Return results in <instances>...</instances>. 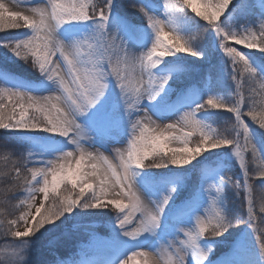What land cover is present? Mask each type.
I'll return each instance as SVG.
<instances>
[{"label":"snow or ice","instance_id":"1","mask_svg":"<svg viewBox=\"0 0 264 264\" xmlns=\"http://www.w3.org/2000/svg\"><path fill=\"white\" fill-rule=\"evenodd\" d=\"M198 3L199 7L193 0H163L161 18L153 0H127L124 7L138 11L145 22L134 20L128 11L115 15L116 8H121L117 0H103L102 4L95 0H33L25 8L28 14L12 12L0 3V32L18 30L11 39L0 41V48L19 60L31 59L51 85L47 94L25 91L0 70V129L17 134L51 133L65 142L50 145L54 157L39 162L35 161L39 154L31 149L26 157H3L0 205L18 200L12 207L19 209V215L0 212V237L11 238L0 247V264H27L33 237L46 225L56 224L77 209L86 212L109 207L116 212L115 227L120 235L136 245L118 257L117 264H141L138 257L142 264H217L212 258L216 242L240 224L251 229L255 247L250 251L245 238L236 256L247 259H233L229 264H264V203L257 215L250 183L259 180L258 187L264 191V65H255L251 54L229 43L264 56V19L240 23L229 12L232 0ZM245 3L240 0L238 7ZM189 8L205 23L189 16ZM66 25H88L89 31L80 38H61L60 30ZM197 37L202 42L194 44ZM217 45L227 58L222 76L233 82L236 98L229 102L205 81L182 90V103L170 106L169 96L175 91L170 82L197 70L184 61L188 56L204 60ZM135 49L145 51L137 55ZM218 84L222 86V80ZM201 88L208 92L206 102L205 97L201 99ZM224 112L233 115V123H228ZM203 114L210 118H202ZM169 115L174 122L157 123L173 120ZM121 134L127 138V148L116 149L119 163L114 165L104 154L107 150L101 151L95 141L110 139L121 144ZM217 149L228 151H213ZM205 152L230 156L237 162L243 186L239 179L233 182L227 170L202 167L200 189L208 198L202 214L200 189L183 206L171 208L176 187L170 186L157 200L138 183L137 178L147 169H184L199 162ZM249 153L256 164L252 175L246 158ZM147 160L152 162L146 164ZM228 182L234 183L235 195L244 191L247 219L233 217L229 211ZM38 194H43V200L35 207ZM188 220L191 226L185 224ZM79 227L78 222L72 225L73 230ZM161 232L174 235L161 241ZM152 237L157 238L156 246L145 243ZM201 241L208 242L207 246H201ZM56 264L73 262L58 258Z\"/></svg>","mask_w":264,"mask_h":264},{"label":"trees","instance_id":"2","mask_svg":"<svg viewBox=\"0 0 264 264\" xmlns=\"http://www.w3.org/2000/svg\"><path fill=\"white\" fill-rule=\"evenodd\" d=\"M96 3L102 4L103 0H95ZM127 0H117V3L121 5V8H116L118 13L122 11H128L132 14V18L138 22H145L143 20L142 14L138 11L133 12L131 9H126L124 5ZM188 15L197 19L194 15L187 9ZM201 24L205 22L199 20ZM18 30L9 29L4 32H0V41L9 40ZM89 31V26L84 25L83 35ZM204 37L203 39H206ZM212 40L215 39L214 34L211 37ZM202 42L201 37H197L193 43L199 44ZM214 52V51H211ZM212 64L205 65L200 70L197 79L200 80L201 85L205 81L211 82V87L215 94L224 96L229 102L234 100L236 97L232 94L233 92V82L227 80L226 77L222 76L223 66L225 60L227 59L224 55H219V53H211ZM259 61L264 65V56L260 57ZM219 65V66H218ZM230 67V65H229ZM0 70L6 72L9 78H13L20 82L23 86L28 89H37L44 85L45 80L40 76L38 70L33 67L31 59L28 62L19 60L16 58L9 50L0 48ZM222 80V86L218 84V81ZM201 90H205L201 88ZM245 92L247 88L245 87ZM177 101V100H176ZM210 118L208 114H203ZM223 116L228 118V123L234 122V117L231 113H222ZM244 119L253 124L251 118L245 116ZM254 125V124H253ZM256 127V125H254ZM219 127L223 129V123H219ZM61 144L64 145L65 142L47 141L40 138L29 137L25 135L10 133L5 130L0 129V168L3 167V157L8 156L10 159H19L21 155L27 156L28 150L31 149L34 152H48L50 145ZM228 151L227 149H222L219 152ZM246 158L248 160L249 175H252L255 171L254 163L251 161V154H247ZM199 162H193V165H187L184 169L179 168H164L157 169L151 168L143 171L141 173L144 181L148 186L154 188L156 191L161 192L165 186V181H170L171 178L173 187L177 188L176 198L180 200V206H183L185 202L189 201L193 193L200 189L201 184V168L202 167H217L220 170H227L226 175L232 178V181L239 179L241 185L243 186V176L239 164L235 162L230 156H222L219 154H203ZM152 161H145L146 164H150ZM176 177H180L181 180L178 182ZM252 183V196L255 204V212H258V208L261 203H264L263 191L258 187L259 180L250 181ZM4 187L0 184V188ZM69 193L72 192L70 186H67ZM65 185L61 187L63 191ZM78 192V189L76 190ZM201 191V189H200ZM236 189L234 188V183H226L225 197L227 199V205L233 217H243L247 219L245 193L243 190L240 191L239 196L235 195ZM17 195L23 198V193L20 189L16 190ZM90 195V193L88 194ZM18 200H13L9 205H0V212H4L6 215L13 214L19 215V209H14L12 205L18 204ZM48 202H46L47 204ZM86 213V214H85ZM85 218L88 222H95L98 226L96 232L88 231L83 228H77L73 230L72 224L67 222V216L63 217L60 221H57L54 225H46V229H41L40 233H37L33 237L32 247L27 256V264H56V260L62 259L65 261H71L73 264H82L87 259L95 256H99L106 252H112L115 254L118 251L125 250L127 245H119L111 248L112 240L117 236V228L115 227V215L114 209L109 207L108 209L101 210H91L84 212ZM9 218H14V216L9 215ZM20 228H23L21 224ZM11 238L0 237V247H3L8 243ZM215 244L216 256H221L225 254L223 251V245L220 242ZM206 241L203 244L207 246ZM223 251V252H222ZM221 252V253H220Z\"/></svg>","mask_w":264,"mask_h":264},{"label":"rangeland","instance_id":"3","mask_svg":"<svg viewBox=\"0 0 264 264\" xmlns=\"http://www.w3.org/2000/svg\"><path fill=\"white\" fill-rule=\"evenodd\" d=\"M32 2H33V0H0V3L5 4L9 8L10 11H12V12H25V14H28L25 11L26 6H28ZM153 2L157 5V8H158L157 14L160 15L161 18H163V14H164V9L162 7L163 0H153ZM232 2H233L232 7H231V5H229V12L236 14L240 19V23H247L249 21L264 19V0H246V3L242 8L238 7V5L240 4V0H232ZM193 3L196 4L197 7H199L198 0H193ZM189 12L195 16V13H193L190 8H189ZM114 14L119 15L120 13H118L115 10ZM225 15H227V12L225 13ZM196 18L200 20L199 17H196ZM221 19H223V17H221ZM228 19L232 20L233 17L230 15L228 17ZM83 28H84V25H76V26H67L66 25L63 29L60 30L59 35L61 36V38H65V39H70L73 37L74 38H80L83 36V33H82ZM165 31H167V28L165 29ZM229 43L232 44V46L236 47L237 50L251 54L252 62L255 65H257V66L262 65V63L259 61L260 57H262V54H259L256 50L244 49L241 45H235L232 42H229ZM134 51L136 52L137 55H139L140 52L145 51V49H135ZM211 53H219V55H221V56L224 55L222 50L218 51V45H217L216 50L214 52H211ZM179 55L184 56L187 54L181 53ZM210 55L211 54L207 55L204 60H200L196 57L188 56L187 60L184 61L185 63L191 64L197 70L193 71L192 73H190L188 76H186L184 78H181L178 80H173L170 82L175 87V91L172 92V94L169 96L168 103L170 106H178L182 103L183 98L180 95L182 90L187 89L190 86H197L200 84L201 81L197 79V76H198V74H199V72L203 66L212 64V60H211ZM167 59H174V58L168 57ZM261 70L264 71V68H262ZM10 79L12 81L18 82L13 78H10ZM18 83L21 84L20 82H18ZM50 89H51V85H49L46 81L44 82L43 86H40L38 89H35V90L27 89L25 86H23V88H22V90L30 91V92H36L38 94H47L46 92ZM207 94H208V92L206 90H200L201 99H203ZM204 99L206 102V97ZM5 103H7V101ZM144 106L147 107L148 106L147 103H145ZM167 118L168 119L173 118V120H168V121H159L158 120L157 123H161V124L162 123H169V122H174V120H175V118L171 115H169ZM202 118H207V116L203 115ZM153 119H155V117H153ZM250 125L255 127L253 124H250ZM5 131H7V130H5ZM15 134H17V133H15ZM20 135H25V136L34 137V138H40V139H44L47 141L58 140L59 142H64L63 138L58 137V136L54 137V136H52L51 133L36 132V133H27V134H20ZM120 139H121V144H116L114 142V140H110V139L109 140L96 139V141H95V145L97 147L102 148L101 151L107 150V151H104V154L109 157V159L112 161V163L114 165H118V163H119L118 159L116 158V149L119 148V149L123 150V149L127 148L126 136L121 134ZM194 139H198V137H196ZM65 146L68 148L71 147V146H67V145H65ZM177 146L178 145H172V147H177ZM89 150L95 151V149H93L91 147H89ZM221 150L222 149H217V150H213V151L219 152ZM37 154H39V155L35 157L36 162L51 159L54 157L53 152L48 153V152L40 151V152H37ZM204 154L208 155L210 153L205 152ZM73 164H74V161H73ZM29 166H31V165H29ZM254 167L256 169V164L254 165ZM221 171H223V170H221ZM49 179H50V177H49ZM137 179H138V183L141 184L142 186H144L148 195L152 199H157V200L160 199V197L163 193L167 192V190L170 186L173 187L172 184H174L171 181V178H168V180H170V181H165L164 182L165 186L163 187L162 191L158 192L154 188L148 186V184L144 181L142 175L140 177H138ZM205 188H207V185H205ZM225 189H226V186H225ZM263 193H264V191H263ZM262 196L264 199V195H262ZM41 200H43V194H38L36 197L35 207H39ZM179 200L180 199L176 198V196H175L174 200L171 204V208H176L177 206H180ZM200 205H201V207H200V213L199 214H202L203 209L208 207L207 193H204L202 189H201ZM171 208H170V211H171ZM34 212H35V208H33V213ZM258 212H259V208H258ZM85 214H84V212H81L79 209H77L71 214V216H67V222H70L72 225L74 223L78 222L80 224L79 228H83V229H86L88 231L96 232L98 230L97 224L95 222H88L87 219L85 218ZM256 214L260 215V213H256ZM185 224H187L188 226H191V221L190 220L185 221ZM21 230H23V228H21ZM117 232H118L117 236L111 242V245H110L111 248L119 246V245H127L128 247H133V248L136 247V245H133V244L127 242L126 238H124L123 236L120 235L119 229H117ZM159 235H160V240L162 241L165 236L174 235V232H170V233L161 232ZM245 238H247V240H248V248L251 251L255 247L254 241L252 238L251 229L248 228L246 225L240 224L238 228L230 230L229 233H227L224 237L220 238L221 239L220 242L223 245V251H225V254H223V255L221 254V256H216V253H214V257H212V258L216 259L217 264H229V261H231L233 259L238 260V261H243V260L247 259L246 257L236 256V251L240 248L241 243ZM145 243L149 246H156L158 241H157V238L152 237V238H147ZM200 243H201V246H206L203 244V241H201ZM127 250H129V248H126L125 250L118 251L115 254H113L112 252L109 251V252L103 253L99 256H95V257H92L90 259H87L82 264H117V258L122 257V255ZM137 259L140 260L141 264H142V258L138 257ZM130 264H131V262H130Z\"/></svg>","mask_w":264,"mask_h":264}]
</instances>
